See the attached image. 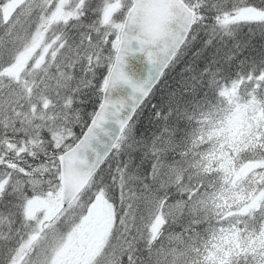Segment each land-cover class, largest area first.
Masks as SVG:
<instances>
[{
	"label": "trees",
	"instance_id": "trees-1",
	"mask_svg": "<svg viewBox=\"0 0 264 264\" xmlns=\"http://www.w3.org/2000/svg\"><path fill=\"white\" fill-rule=\"evenodd\" d=\"M114 1L35 0L23 14L17 31H14V39H6L0 50L1 64L8 49L10 54L14 48L22 51L32 40V31L45 29L43 41L49 45L46 55L50 58H43L36 68L35 63L30 66L25 80H29L35 93L29 94L25 101L29 107L41 111L55 106L66 108L76 117L67 123V127L77 134L83 130L99 102L101 69L110 65L116 46L118 26L115 22L130 4V0H119L114 7L110 5ZM186 1L196 10L189 38L137 108L111 154L87 186L92 188L94 185L93 189L101 192L113 207L115 224L108 237L109 244L124 251L115 264H129V258L134 264H144L153 258L152 246L163 244L155 231L132 223L139 215H144V210L139 207L140 195H159L161 192L164 201L187 199L182 189L185 183L177 187L179 183L174 180L168 182L166 172L169 166L190 154L192 123L203 113L200 109L210 104L213 109L217 104L218 85L234 77L264 71V18L229 21L222 25L217 16L230 12L225 10L231 7L227 6L230 0ZM246 5L261 8L262 2L246 0ZM51 10H55L57 16L47 21ZM111 10L115 12L113 17L110 16ZM110 35L115 36L112 46L104 43ZM22 126L23 120L17 116L10 123L0 124V139L8 136L15 139L13 142L19 141L25 135ZM39 127L46 146L30 152L28 157L32 163L37 159L52 158L58 149L53 146L50 132ZM21 144L19 141L18 146ZM153 149H164L159 159L165 170L155 181L146 179L144 172V166L153 159ZM20 151L16 147L5 149L7 157ZM41 151L47 154V158ZM13 161L20 170L28 166L23 159ZM4 169L3 166L1 170ZM8 172L11 179L0 192V264L9 263L32 223L25 218H31L26 199L32 192L26 181L13 177V169L9 168ZM146 183L150 189L145 188ZM120 217L124 220L115 228L116 219ZM187 218H190V224L197 221L190 212H183V215L164 223L162 232L184 237ZM194 227L190 226V233ZM135 228L143 231L137 234ZM195 264L203 262L195 259Z\"/></svg>",
	"mask_w": 264,
	"mask_h": 264
},
{
	"label": "rangeland",
	"instance_id": "rangeland-1",
	"mask_svg": "<svg viewBox=\"0 0 264 264\" xmlns=\"http://www.w3.org/2000/svg\"><path fill=\"white\" fill-rule=\"evenodd\" d=\"M34 1L0 0L1 23L6 24L9 31L12 26L16 29L30 2ZM255 2H262V7L250 8L246 7V0H230L227 6L231 7L225 9L230 10L228 19L261 20L264 18V0ZM110 5L115 6V3L110 2ZM238 14L240 18L236 19ZM56 16L57 12L51 10L47 21ZM110 16H115V12L112 11ZM44 31L45 29H42L38 39L30 42L26 50L0 72V122L5 124L16 116L26 119V125L23 121L25 135L19 140L22 141L20 147L19 141L13 142V137L9 139L6 136L0 141V187L11 179L8 172L10 168L13 169V174L15 173L13 177L26 181L32 190V195L26 199L31 218L25 216L26 220L32 223L26 237L16 247L19 248L18 251L11 256L8 264H25L26 261L32 264L33 258L36 259L34 264H75L74 252L78 250V244L83 248L79 251L84 252L87 259H91L99 253L102 240L110 233V225L115 224V213L111 205L96 188L86 191L73 206L77 220L66 219L64 216L59 223H46L47 220L55 221L60 214H52L61 207L58 200L59 184L55 158L32 163L28 157L32 150L41 149L46 144L36 127L39 124L46 130L54 131L53 146L65 149L76 138L75 132L67 128V123L76 120V117L61 106L41 111L26 104V97L35 92L29 80H25L26 72L22 74V70L27 67L34 53H38L36 58L39 55L40 58H50L46 55L49 45L42 41ZM8 33L2 30L0 36ZM37 62L39 63V60ZM3 76L10 80L4 79ZM223 92L219 114L193 129L190 128L189 145L192 144V150L197 153L190 157L187 165L180 166L178 170L186 171L193 187L192 191L199 190V195L183 212H190L191 215L199 217L197 221H201L202 228L191 237L190 234L182 238L169 235L166 239L167 246L153 252L154 256L147 264H190V260L194 259H200L203 264H214V260L221 259L229 261L230 264H256L260 253L264 252V182L261 172L264 168V155L252 145L258 143L256 137L264 140V85L257 88L252 83L245 84L237 80ZM42 114L44 118H40ZM32 116L37 118L35 122ZM15 147L16 150L26 153L12 152L7 157L5 149ZM22 159V162L28 165L23 166L24 170H20V166L13 161ZM251 163H256V168H251ZM2 165L5 167L3 171ZM243 168L247 170L243 171ZM19 171H24L25 174ZM197 177L200 178L196 182ZM147 196V193L140 195L139 207L145 210V213L132 221L134 225L152 229L156 216L161 217L163 222L164 217L174 219L180 215L179 211L169 214L176 202L171 200L163 206L159 203L146 219ZM38 211L43 213L39 222L35 218L39 215ZM67 212L68 210H65L64 215ZM123 220L121 217L116 219L115 228L120 226ZM43 229L44 232L40 236ZM142 231L136 229L137 234ZM220 248H223L222 257L217 255Z\"/></svg>",
	"mask_w": 264,
	"mask_h": 264
},
{
	"label": "water",
	"instance_id": "water-1",
	"mask_svg": "<svg viewBox=\"0 0 264 264\" xmlns=\"http://www.w3.org/2000/svg\"><path fill=\"white\" fill-rule=\"evenodd\" d=\"M194 10L182 0H131L119 33L120 61L113 65L106 80L100 107L92 116L82 137L58 156L59 199L70 202L110 151L122 124L144 98L188 31ZM156 65V66H155ZM155 71V72H154ZM145 90L134 91L124 76Z\"/></svg>",
	"mask_w": 264,
	"mask_h": 264
},
{
	"label": "snow or ice",
	"instance_id": "snow-or-ice-1",
	"mask_svg": "<svg viewBox=\"0 0 264 264\" xmlns=\"http://www.w3.org/2000/svg\"><path fill=\"white\" fill-rule=\"evenodd\" d=\"M239 18H240V16L238 14L236 16V19H239ZM219 22L222 25L223 24H227L229 22L227 14L224 15L223 19H219ZM88 39L91 42L92 37L89 36ZM104 43H105V45L112 46L115 43V36L114 35H110L109 38L106 41H104ZM116 51H117L116 61L119 62L120 61L119 50L117 49ZM108 74H109L108 73V68H107V66H104V68L101 69L100 79H99V83H98V88L102 92L106 90L105 79L104 78L106 76H108ZM123 82L129 83L133 87L134 91H142V92L145 90V84L147 83V82H145V84L133 83L131 80H129L127 78L126 75L123 78ZM100 106H101L100 104L97 105L98 108ZM133 115H134V112H133ZM131 118L132 117L130 115L129 118H128L129 122H130ZM91 123H92V117L89 118V126L91 125ZM121 126L125 127L124 124H122ZM163 151H164V149H153L152 150L151 156L153 157V159L150 160L148 162V164L144 166V172L146 174V179H150V180L155 181V180H158L161 177L163 171L165 170V165L159 159V154L161 152H163ZM167 171H168V175H169L170 179L174 177L176 180L179 181V184L176 185L177 187H180V186L183 185L184 176H183L182 172H179L177 169L172 168L171 166L168 167ZM161 187H163V185H161ZM145 188L146 189H150V185L146 183L145 184ZM189 188H191V185L189 186ZM183 195L185 197H188V198L185 199V200L176 201L171 207V210H170V213H169L170 215L175 213L176 211H179L180 214L183 215V210L185 208L189 207V204H191L195 200V198L199 195V190L197 189L196 191H192L190 196H189V192L188 191H184ZM160 199H161V197L159 195H154V194H150L147 197H145V202H146V204L149 207L150 214H152V210L156 206H158ZM164 202L168 203L169 201L166 199ZM151 222L152 221L150 219V223ZM166 222H167V217H164L163 218V222H161V217L156 216L155 217V223H152V230L155 231L157 225H159L161 230H162L163 223H166ZM262 235H264V233H262ZM217 255L222 257L223 248H220V250H219ZM129 264H134V262L131 260V258H129ZM214 264H230V262L227 261V260L221 259L219 261L214 260ZM258 264H264V252L260 253V258H259Z\"/></svg>",
	"mask_w": 264,
	"mask_h": 264
}]
</instances>
